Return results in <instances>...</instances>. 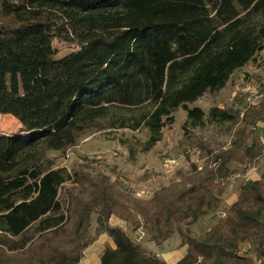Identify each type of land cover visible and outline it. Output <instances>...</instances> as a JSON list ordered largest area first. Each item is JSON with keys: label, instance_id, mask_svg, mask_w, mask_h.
<instances>
[{"label": "trees", "instance_id": "trees-1", "mask_svg": "<svg viewBox=\"0 0 264 264\" xmlns=\"http://www.w3.org/2000/svg\"><path fill=\"white\" fill-rule=\"evenodd\" d=\"M53 40L77 48L56 57ZM263 50L264 0H0V114L21 126V134H0V264H80L103 233L114 246L104 243L100 264H167L110 225L112 216L156 243L177 233L187 247L176 264H264V173L240 184L208 231L187 229L264 153L255 121L242 119L211 163L147 199L102 176L80 194L65 187L66 168L45 161L102 120L148 128V145L178 108L200 124L202 109L188 104L225 87ZM243 242L254 257L240 254Z\"/></svg>", "mask_w": 264, "mask_h": 264}, {"label": "rangeland", "instance_id": "rangeland-1", "mask_svg": "<svg viewBox=\"0 0 264 264\" xmlns=\"http://www.w3.org/2000/svg\"><path fill=\"white\" fill-rule=\"evenodd\" d=\"M52 47L56 57L77 48L73 44L58 40H53ZM188 105L202 109L201 123H187L186 112L178 108L173 113V122L162 128L160 140L153 145H148L150 132L146 127L136 130L110 127L102 120L100 125L90 126L81 132L74 146L65 151H48L45 155L46 165L66 168L72 175V180L65 187L75 189L80 194L87 193L92 183L102 176L121 192L147 199L161 187L180 181L193 171L194 166L200 169L211 163L216 153L230 146L235 133L243 125L242 119L255 121V131L261 135L264 143V50L257 53L246 65L233 71L225 87L207 91ZM212 110L217 111L216 116L210 114ZM222 112L232 113L236 117L221 118L219 115ZM110 118L113 116H108L105 120L109 121ZM20 129L19 121L12 115L0 114V134H21ZM167 158L176 161V166L170 171L163 167ZM236 165V162H231L229 167L234 168ZM263 173L264 153L244 173L231 177L226 193L218 205L188 225V231L196 235L208 231L237 199L240 184L256 180ZM13 199L17 200L18 197L14 196ZM109 224L121 227L133 241L141 245L148 256L167 264H176L186 253V245L181 242L177 233L156 243L149 240L146 232L133 230L131 224L115 216L110 217ZM96 225L93 215L91 232H94ZM29 234L34 238L38 235L33 234L32 230ZM103 239L100 237L97 242L86 246L82 261L96 264L90 262L95 258L94 261L98 262L104 247ZM240 254L254 257V250L249 243L243 242L240 245Z\"/></svg>", "mask_w": 264, "mask_h": 264}, {"label": "crops", "instance_id": "crops-1", "mask_svg": "<svg viewBox=\"0 0 264 264\" xmlns=\"http://www.w3.org/2000/svg\"><path fill=\"white\" fill-rule=\"evenodd\" d=\"M100 237L104 238V239H103V242H104V243L106 242V243H109L111 246H114L113 242L110 243L109 240H111V239L108 237L107 234H101ZM100 237H99L98 239H100ZM95 242H97V240H96ZM95 242H93V243H95ZM186 247H187V246H186ZM103 249H104V247H103ZM102 251H103V250H102ZM102 251H101V254H102ZM185 252H186V250H185ZM101 254H100V256L98 257V262H97V261H94L95 258H93L92 261H90V262H96V264H100V257H101ZM87 262H88V261H87ZM80 264H87V263H86V261H82V259H80Z\"/></svg>", "mask_w": 264, "mask_h": 264}, {"label": "built area", "instance_id": "built-area-1", "mask_svg": "<svg viewBox=\"0 0 264 264\" xmlns=\"http://www.w3.org/2000/svg\"><path fill=\"white\" fill-rule=\"evenodd\" d=\"M176 166L175 159L167 158L163 162V167L165 170L170 171Z\"/></svg>", "mask_w": 264, "mask_h": 264}]
</instances>
